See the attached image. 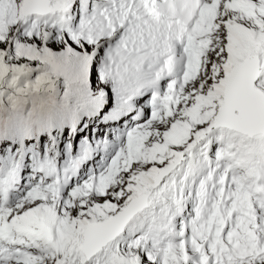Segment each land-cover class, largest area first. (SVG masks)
<instances>
[{"label":"snow or ice","instance_id":"obj_1","mask_svg":"<svg viewBox=\"0 0 264 264\" xmlns=\"http://www.w3.org/2000/svg\"><path fill=\"white\" fill-rule=\"evenodd\" d=\"M0 264H264V0H0Z\"/></svg>","mask_w":264,"mask_h":264}]
</instances>
